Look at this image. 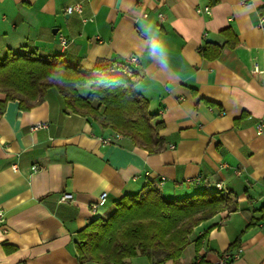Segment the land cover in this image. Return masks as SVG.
<instances>
[{
    "label": "crops",
    "instance_id": "1",
    "mask_svg": "<svg viewBox=\"0 0 264 264\" xmlns=\"http://www.w3.org/2000/svg\"><path fill=\"white\" fill-rule=\"evenodd\" d=\"M76 3L81 12H67ZM206 5L210 13L197 11ZM261 13L264 0H0V53L27 44L84 68L98 59L116 72L128 64L154 121L163 122L165 145L149 153L124 136L102 143L112 131L66 110L54 86L28 110L7 101L0 113V264H79L76 231L147 182L166 197L216 191L220 182L239 206L194 226L174 263L136 255L124 264H264ZM228 29L233 46L224 44ZM207 42L223 45L216 58L200 55ZM101 192L105 200L92 210ZM63 193L70 197L61 200Z\"/></svg>",
    "mask_w": 264,
    "mask_h": 264
},
{
    "label": "trees",
    "instance_id": "2",
    "mask_svg": "<svg viewBox=\"0 0 264 264\" xmlns=\"http://www.w3.org/2000/svg\"><path fill=\"white\" fill-rule=\"evenodd\" d=\"M225 42L236 43L231 30H224ZM222 44L207 42L199 53L216 58ZM130 71L131 67L127 64ZM123 66V67H124ZM113 62L98 59L91 68L73 64L60 54H42L24 44L0 56V113L9 100H17L21 110L40 103L54 86L63 98L64 108L94 120L102 128L127 137L132 144L155 153L164 148L148 100L134 85L137 72H116ZM88 84L85 95L78 87ZM238 200L229 190L196 192L183 197H166L153 182L120 196L106 216H96L78 229L74 249L79 264H124L136 255L153 263L175 262L190 243L193 227L221 210L234 211ZM261 219H264V206ZM250 221L248 224H251ZM201 236L194 240L197 249Z\"/></svg>",
    "mask_w": 264,
    "mask_h": 264
},
{
    "label": "built area",
    "instance_id": "3",
    "mask_svg": "<svg viewBox=\"0 0 264 264\" xmlns=\"http://www.w3.org/2000/svg\"><path fill=\"white\" fill-rule=\"evenodd\" d=\"M66 10H67V12H71L72 10H74L76 12H81L82 6H81L80 3H76V4H73V5L67 6ZM197 11L198 12L204 11L206 13H210L211 12V8H210L209 5H206L202 9L198 8ZM160 16H161V14H160ZM258 27L260 29L264 30V13H261L259 15ZM59 42H60L61 46H66L67 43H68V40H67V38L64 35L60 34L59 35ZM136 61H137V57L136 56H129V58H128V62L129 63H135ZM122 70H123V73H126V74H130L131 73L130 69L127 66L122 67ZM254 71H258V72L260 71L261 72L262 70H259L257 67H255ZM37 127L38 126H34V128H37ZM256 132L258 134H261L262 132H264V119L261 118V119L258 120V123L256 125ZM120 136L121 135L118 134V133H112L111 136H108L106 138H102L101 142L104 143V144L105 143H109V142L113 141L114 139L120 138ZM38 167H40V166L36 165V164H33L31 168H32L33 171H35V170L38 169ZM216 186L219 189H225L224 187H222V184L220 182L217 183ZM225 191H227V189H225ZM105 196H106V192H101L99 194L97 200L91 206L92 210H96L97 207L104 202ZM69 197H70V193H63L61 195L60 199L61 200H66ZM2 219H3V214L0 211V222L2 221ZM235 256H237V254L229 255V256H226V259H229V258H232V257H235Z\"/></svg>",
    "mask_w": 264,
    "mask_h": 264
},
{
    "label": "water",
    "instance_id": "4",
    "mask_svg": "<svg viewBox=\"0 0 264 264\" xmlns=\"http://www.w3.org/2000/svg\"><path fill=\"white\" fill-rule=\"evenodd\" d=\"M57 32V28H53L52 33L55 34Z\"/></svg>",
    "mask_w": 264,
    "mask_h": 264
},
{
    "label": "rangeland",
    "instance_id": "5",
    "mask_svg": "<svg viewBox=\"0 0 264 264\" xmlns=\"http://www.w3.org/2000/svg\"><path fill=\"white\" fill-rule=\"evenodd\" d=\"M2 55H4L2 52L0 53V56H2ZM85 86H87V85H85ZM85 89H87V87H85ZM84 91V90H83Z\"/></svg>",
    "mask_w": 264,
    "mask_h": 264
},
{
    "label": "bare ground",
    "instance_id": "6",
    "mask_svg": "<svg viewBox=\"0 0 264 264\" xmlns=\"http://www.w3.org/2000/svg\"><path fill=\"white\" fill-rule=\"evenodd\" d=\"M217 187V186H216Z\"/></svg>",
    "mask_w": 264,
    "mask_h": 264
}]
</instances>
